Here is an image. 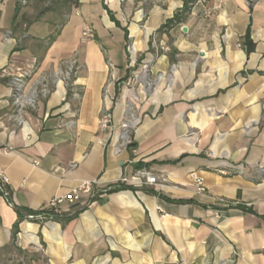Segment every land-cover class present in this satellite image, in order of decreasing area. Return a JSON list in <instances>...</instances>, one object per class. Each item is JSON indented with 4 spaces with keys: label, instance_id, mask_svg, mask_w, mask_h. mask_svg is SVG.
<instances>
[{
    "label": "crops",
    "instance_id": "1",
    "mask_svg": "<svg viewBox=\"0 0 264 264\" xmlns=\"http://www.w3.org/2000/svg\"><path fill=\"white\" fill-rule=\"evenodd\" d=\"M185 1L78 0L57 31L31 28L45 44L36 58L9 29L14 0H0V178L34 212L96 181L79 205L37 222L19 223L0 194V251L16 247L30 264H264V0H199L165 28ZM87 27L95 38L84 41ZM71 59L80 97L58 80L28 111L29 131L16 129L12 77L37 62L33 84ZM131 115L140 123L123 147ZM141 170L166 184L124 182Z\"/></svg>",
    "mask_w": 264,
    "mask_h": 264
},
{
    "label": "built area",
    "instance_id": "2",
    "mask_svg": "<svg viewBox=\"0 0 264 264\" xmlns=\"http://www.w3.org/2000/svg\"><path fill=\"white\" fill-rule=\"evenodd\" d=\"M27 0L24 1L26 3ZM212 14L211 10L206 11V16ZM82 37L84 41H88L95 38L94 30L90 27H87L83 33ZM37 62L34 63V66L26 71H19L17 75L11 79V99H12V112L7 115V120L14 124L16 129L22 131H29L28 121L26 115L28 111L36 110L39 103L48 98L54 91L55 82L60 80L66 84L68 87V92L73 94L76 97H80V94L76 90L75 79L79 73V66L74 59H71L64 63V66L52 76L45 77L35 83H30V78L32 72L35 70ZM144 70L147 72V66L144 67ZM141 78L140 75L136 74L129 82L139 81ZM113 119L111 113L106 110L100 120V127L102 129H108L112 127ZM140 123V120L131 115L129 118L121 124L122 133H121V145L123 147H130L132 145V130L135 129ZM35 165L39 163L34 162ZM194 181L198 190L201 193L206 192L204 186V180L200 177H195ZM124 182H130L132 184L142 186L144 184L150 186H157L159 188L164 187L167 182V178L164 175L158 176L153 175L146 170H141L133 175L131 178L124 179ZM96 184V181H84L80 187L74 189L65 196L54 198L50 201L49 206L53 213H60L59 206L67 203L70 207L77 206L81 203L82 195H92L93 186ZM0 194L5 199V201L11 205L16 206L13 200L12 190L9 187V180L6 177L0 178ZM45 214H40L36 216H29V220H43Z\"/></svg>",
    "mask_w": 264,
    "mask_h": 264
},
{
    "label": "rangeland",
    "instance_id": "3",
    "mask_svg": "<svg viewBox=\"0 0 264 264\" xmlns=\"http://www.w3.org/2000/svg\"><path fill=\"white\" fill-rule=\"evenodd\" d=\"M24 1L14 0L9 29L11 34L20 40V45L32 49L35 57L39 58L45 44L33 38L29 31L38 22L43 21L54 24L55 28L60 26L68 11L67 0H27L26 3ZM33 258L32 254L12 246L0 251V264H30Z\"/></svg>",
    "mask_w": 264,
    "mask_h": 264
},
{
    "label": "trees",
    "instance_id": "4",
    "mask_svg": "<svg viewBox=\"0 0 264 264\" xmlns=\"http://www.w3.org/2000/svg\"><path fill=\"white\" fill-rule=\"evenodd\" d=\"M77 1L78 0H67L66 1V5L70 4V7L71 6H76L77 5ZM198 1L199 0H186L183 11L181 13H178L171 21H169L168 24L165 26V28H169V27H172V26H175V25H178V24L182 23L185 15L190 11L192 5H194ZM247 1L250 3V5H253L258 0H247ZM52 41H53V39L51 38L48 41V45L51 44ZM244 46H245L248 54H251V53L256 51V43L251 39L250 32H248L247 35L245 36ZM69 95H71L70 92H69ZM123 188H125V187H122V189ZM14 207H15L16 212L18 214L19 223L24 221L25 219H29V216H36V215H40V214H45V217H47V216L50 217L51 215L55 214V213H53V211L34 212V211H30V210H22L20 208H17L16 206H14ZM55 216L56 215H54V218H55ZM75 216H76V214H71V215L67 214V215H65L64 219L66 221H70V220L74 219ZM32 221L37 222V221H39V219H35V220H32ZM15 228H16V232L15 233L17 234L18 225H16Z\"/></svg>",
    "mask_w": 264,
    "mask_h": 264
},
{
    "label": "water",
    "instance_id": "5",
    "mask_svg": "<svg viewBox=\"0 0 264 264\" xmlns=\"http://www.w3.org/2000/svg\"><path fill=\"white\" fill-rule=\"evenodd\" d=\"M183 31H184V32H186V31H187V28H186V27H184V28H183Z\"/></svg>",
    "mask_w": 264,
    "mask_h": 264
}]
</instances>
